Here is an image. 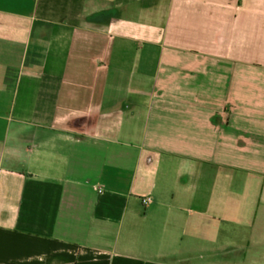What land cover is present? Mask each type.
I'll use <instances>...</instances> for the list:
<instances>
[{"label":"crops","instance_id":"crops-1","mask_svg":"<svg viewBox=\"0 0 264 264\" xmlns=\"http://www.w3.org/2000/svg\"><path fill=\"white\" fill-rule=\"evenodd\" d=\"M0 264H264V0H0Z\"/></svg>","mask_w":264,"mask_h":264},{"label":"built area","instance_id":"built-area-1","mask_svg":"<svg viewBox=\"0 0 264 264\" xmlns=\"http://www.w3.org/2000/svg\"><path fill=\"white\" fill-rule=\"evenodd\" d=\"M148 200L147 199H144L143 202L146 203Z\"/></svg>","mask_w":264,"mask_h":264}]
</instances>
